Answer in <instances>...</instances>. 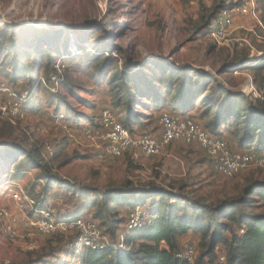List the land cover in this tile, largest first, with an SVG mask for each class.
<instances>
[{"label": "rangeland", "instance_id": "1", "mask_svg": "<svg viewBox=\"0 0 264 264\" xmlns=\"http://www.w3.org/2000/svg\"><path fill=\"white\" fill-rule=\"evenodd\" d=\"M239 2L0 0V83L21 92L32 90L23 119L11 124L0 118V207L9 209L16 226L30 213L28 208L15 206L11 197L16 191H23L40 204L50 199L55 205L49 207L56 213L92 203L83 217L96 221L112 245L125 232L127 214L150 205L151 184L174 194L185 183L188 187L184 194L192 205L202 198L213 208L222 200L239 196L248 181H264V168L250 167L232 178L216 174L204 158L193 157L197 154L195 145L179 143L170 147L168 151L175 155L177 165L170 170L162 156L98 158L84 137L87 128L98 126L103 109H112L123 124L126 118L124 111L116 108V99H112L110 77L100 79L95 64L89 61L97 54L102 59L109 58L112 72L156 81L159 92L165 89L160 84L167 78L165 70L189 67L192 71L187 72V77L192 85H198L201 98L215 88L216 81L227 83L230 93L245 96L244 88L251 81L264 97V71L253 70L264 63V7L258 3L255 16L231 14L229 36L221 45L210 37L220 10ZM12 43L20 59L31 67L16 76L8 70L13 58L2 51L11 48ZM37 49L49 50L51 62L45 55H37ZM53 72L61 76L63 84L61 81L56 87L47 81ZM204 86H208V92ZM134 104L132 111L141 114L130 122L134 132L155 133L164 109L142 97L135 98ZM142 104L147 108L142 109ZM227 132L226 136H230L231 132ZM46 146L52 147L53 157H45ZM33 150L41 153L46 166L32 168L24 162L16 170L15 163L26 159L23 153ZM14 175L20 177L13 179ZM56 180L60 182L54 183ZM68 183L78 188L72 194ZM127 188L133 191L127 193ZM219 221L229 225L223 219ZM111 222L118 226L114 238L108 233ZM7 226V221L0 222V264H79L81 249L73 246L74 232L15 243L6 235ZM223 235L230 237L227 232ZM196 237V241L188 242L199 254V236ZM221 251L224 249L219 246L216 252Z\"/></svg>", "mask_w": 264, "mask_h": 264}, {"label": "trees", "instance_id": "2", "mask_svg": "<svg viewBox=\"0 0 264 264\" xmlns=\"http://www.w3.org/2000/svg\"><path fill=\"white\" fill-rule=\"evenodd\" d=\"M256 1L264 7V0ZM212 17L214 18L215 14ZM4 33L5 31L2 35ZM2 51L5 52V56L9 55L13 58L8 69L10 75L16 76L21 70L31 69L20 59V54L13 43L11 48L6 51L2 48ZM35 53L39 56L45 55L47 62L52 60L51 53L47 49L42 51L37 49ZM89 61L95 64V72L100 79L110 77L108 87L112 93V99H116V108H121L125 113L126 125L121 123L113 112L118 122L131 134L133 132V126L130 123L132 118L141 116L138 112L132 111L137 97L149 100L155 107L162 109L174 106L172 113L184 118H191L185 116V113L194 106V103H197L199 118L204 120L202 127L210 134L221 138L220 131L224 126L231 132L230 137L235 143V147H232L227 142L233 151H253L264 154V101L253 100L239 92L230 93L218 81L215 82V88L209 92L208 86H204L203 90L208 94L201 98L202 95L198 94L200 91L198 85H192L187 77V72L192 71L189 67H182L178 71L165 70L167 78L160 83L165 89L159 92L155 85L159 83L154 80H143L121 71L112 72L109 58L102 59V56L97 54L90 56ZM253 68L256 72L264 71V63ZM52 74L47 80L49 83H51ZM147 93L150 95L146 97ZM30 99L24 105V109L30 103ZM141 108H147L146 104H142ZM23 155L26 159L15 163L16 170L24 162H28L27 165L32 168L42 169L43 165L46 166L38 150L24 152ZM45 157L48 156L45 155ZM14 176L13 179L20 177ZM58 182L60 180L54 181V183ZM66 185L67 189L71 190V194L78 189L72 184ZM187 187V184L181 183L177 188L178 193L170 192L169 194L163 188L151 184L148 189L152 192L150 197L152 201L149 206L142 205L147 209L150 223L126 235L122 247H118V236L115 244L109 243L103 250L93 251L82 248L79 264H186L176 259L175 253L181 247V245L178 246L179 238L190 233L199 236V254L197 251L194 264L213 262L219 246L226 254V264H264V181H248L239 196L222 200L213 208H209L202 198L192 205L184 194ZM132 191L127 188V193ZM132 200L127 199V202ZM87 204L84 206L85 209L92 205V203ZM225 209L229 211H224ZM217 213L221 215L216 216ZM64 217L74 219L82 216ZM218 218L227 221L229 225L221 223ZM108 227L110 237L114 238L118 229L117 223H108ZM100 228L102 229L101 226ZM240 230L243 231L241 235L238 234ZM224 232L229 233L230 237H225ZM103 234L108 239L104 231Z\"/></svg>", "mask_w": 264, "mask_h": 264}, {"label": "built area", "instance_id": "3", "mask_svg": "<svg viewBox=\"0 0 264 264\" xmlns=\"http://www.w3.org/2000/svg\"><path fill=\"white\" fill-rule=\"evenodd\" d=\"M256 0H241L235 5L224 7L214 19V28L210 33L213 43L221 45L225 42L231 24V14L237 16H255L257 14ZM50 81L57 87L61 83L59 74H53ZM243 88V87H242ZM247 96L253 100L263 102L264 97L258 92L253 83L245 87ZM51 91H55L52 89ZM32 90L16 91L6 83H0V118L13 124L24 118V105L31 98ZM97 128H87L85 138L94 143L97 148L102 147L104 154L111 158H121L131 151H139L144 157H156L162 154L164 148L176 142L185 145H195L210 159L213 170L224 177L232 178L250 167L264 168V154L246 151H233L229 144L220 137L210 134L202 125L192 118H184L173 113H163L157 124L160 138L156 139L148 134L133 135L118 122L116 115L110 108L103 109L98 118ZM45 155L53 156L52 147L44 148ZM12 200L19 209H29V216L16 226V220L5 206L0 207V222L7 221L6 235L10 241L25 243L37 236H51L56 233L74 232L76 241L73 246L78 249L103 250L108 245V239L96 221L85 217L65 218L56 213L49 206L40 204L26 196L23 191L12 194ZM146 207L135 208L127 215L125 232L118 238V247H122L124 237L149 224ZM242 230L238 232L239 235ZM197 255L196 247L185 242L175 253V258L186 264H194ZM8 264V263H4ZM207 264H226L224 251L216 252V259Z\"/></svg>", "mask_w": 264, "mask_h": 264}, {"label": "crops", "instance_id": "4", "mask_svg": "<svg viewBox=\"0 0 264 264\" xmlns=\"http://www.w3.org/2000/svg\"><path fill=\"white\" fill-rule=\"evenodd\" d=\"M219 83L223 84L224 89L229 92L230 87L227 85V83H225V82L224 83L223 82H219ZM197 106H198V104L194 103V106L185 113L186 114L185 116L191 117L194 121H196L200 125H203L204 120L199 118L200 112L197 110V108H196ZM173 110H174V106H167V107L164 108L163 111H164V113H172ZM100 113H99V115H100ZM99 115H98V117H99ZM97 123H98V120H97ZM97 127H94V128H97ZM132 131H133L132 134L136 135V136L139 135V134H145L146 133V132H134V128H133ZM220 132H221V135H222L221 138L224 139L226 142H228L230 144V146H232V147L234 146L235 147V143L232 140V138L230 136H226V134L228 132H227V130H226V128L224 126L221 128ZM146 134H148V135H150V136H152V137H154L156 139H159L160 138V129H159L158 124H157V131L155 133H146ZM84 137H85V135H84ZM87 142L89 143L90 151L92 153H94V155H96V157H98V158H103V157L106 158L107 157L108 158V156H106L104 154V151L102 149L97 148L94 143H92V142H90L88 140H87ZM179 143H181V142H176V143H173V144H171L169 146H166L164 148L162 154L159 155V156H156V157L146 158L139 151H131L130 153H128V155L132 156L134 159H136L138 157H141V158H144V159H153V158H158V157L162 156L163 160H164V165L168 166L170 168V170H174L177 167V165L175 163L176 158L174 157L175 155L172 152L168 151V149L170 147L176 145V144H179ZM184 146H187V145H184ZM190 146H192V145H190ZM196 147L193 146V148L195 150H197V154L196 153L193 154V157H196L198 155L199 157L204 158L205 159V164H208L209 167L213 170V166H212V163H211L210 159L206 156V154L201 149L196 148ZM189 157H190V155H189ZM177 177H180V176H177ZM43 201H44L43 204L46 205V206H51V207L53 206L54 207V205H55V204H53L51 202L50 199H45ZM86 212L87 211H86V209L84 207L76 206L72 210L70 209L69 211H66V212H63V213L60 212L59 214L64 215V216H68V217H74V216H76V217L82 216L83 217V215L86 214ZM196 239H197V237L190 233V234H188V235H186L184 237L179 238L178 246H180L183 243L188 242V241L194 242V241H196Z\"/></svg>", "mask_w": 264, "mask_h": 264}]
</instances>
